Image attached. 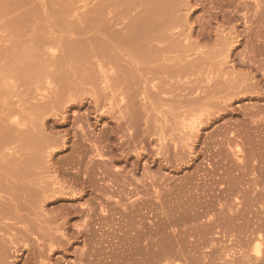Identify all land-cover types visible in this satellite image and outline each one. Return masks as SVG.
<instances>
[{"label":"rangeland","instance_id":"1","mask_svg":"<svg viewBox=\"0 0 264 264\" xmlns=\"http://www.w3.org/2000/svg\"><path fill=\"white\" fill-rule=\"evenodd\" d=\"M138 4L0 0V182L14 158L32 170L20 176H35L29 194L39 188L21 202L25 220L0 222L22 240L12 253L21 259L8 260L264 264V0H176L172 50L144 25L131 62L106 27L126 37L145 12ZM157 55L181 75L157 71L162 61L146 58ZM120 108L146 113L152 128L138 112L116 128Z\"/></svg>","mask_w":264,"mask_h":264},{"label":"bare ground","instance_id":"2","mask_svg":"<svg viewBox=\"0 0 264 264\" xmlns=\"http://www.w3.org/2000/svg\"><path fill=\"white\" fill-rule=\"evenodd\" d=\"M135 1H138L139 2V6H141V8L143 9V11H145V12H143V16L138 20V22H137V24L135 25L134 24V29H131V31L129 30V32H128V35L126 36V37H123L121 34H120V32H118L119 30H116L115 28H112V27H110V26H108L107 24V29H110L111 28V30H108V31H112V29H114V30H116V31H114L113 30V32H111L110 33V36H109V38H108V45L109 46H114V44H112V43H114V41H115V43L118 45V46H127L128 47V51H129V59L131 60V62H133V61H135V60H137L136 59V53H137V48H136V44L138 43V40L139 39H141V38H144L145 37V35H142V33H141V30L143 29V26L144 25H146V29H147V31L149 30V32L148 33H146V35L147 36H150V37H152L154 40H157L160 44H161V50H164V51H171L172 50V47H171V42H172V40L170 41V38L172 37L171 35H167L166 33H165V30H166V28L168 27V26H170L172 23L170 22L171 21V15H172V13H173V11H174V9H175V4H176V0H135ZM109 21V20H108ZM110 22H112L111 20H110ZM109 22V23H110ZM108 23V22H107ZM108 23V24H109ZM114 22H112L110 25L112 26H114V24H113ZM105 25V26H106ZM109 27V28H108ZM105 28V29H106ZM107 31V30H106ZM107 31V32H108ZM106 33V32H105ZM107 34H109V33H107ZM111 37V38H110ZM112 42V43H111ZM112 46V47H113ZM109 48V47H108ZM121 48V47H120ZM119 48V49H120ZM116 49H118V48H116ZM110 50L112 51L113 50V48L111 49L110 48ZM114 50H115V48H114ZM113 50V51H114ZM116 51V50H115ZM121 51V50H120ZM104 53H105V51H104ZM107 53V52H106ZM105 53V54H106ZM111 53V52H110ZM109 53V54H110ZM118 52H116V54H117ZM108 54V53H107ZM107 54H106V57H108L109 58V55L107 56ZM112 54V53H111ZM110 54V55H111ZM96 55V54H95ZM114 55V54H113ZM112 57V56H111ZM72 58V57H71ZM113 58V57H112ZM147 59H149L147 62H149V61H154L155 63H157V62H160V61H162L161 63H159L158 64V66H157V71H161V72H163V73H166L170 78H172V77H179L180 75H181V67L180 66H171V65H169V64H167L166 63V61H171L172 60V58L171 57H169V56H163V55H157V56H155L154 58H150V57H146ZM152 59H154V60H152ZM79 62V61H78ZM143 62H145V58L142 60V62L141 63H143ZM76 64V63H75ZM131 64V63H130ZM83 66V65H82ZM169 67L171 68V71H169L168 69H169ZM121 69V68H120ZM82 71V70H81ZM42 72V71H41ZM83 72V71H82ZM148 72H150V68H149V66H146V67H144L143 69H141V71H140V73H139V75L141 76V77H144L145 76V74L146 73H148ZM133 72H131V74H132ZM38 74V73H37ZM63 74V73H62ZM66 74V73H65ZM126 73H124V77L125 76H127V78H129V74H127V75H125ZM39 75V74H38ZM67 75V74H66ZM82 76V75H81ZM84 76H85V74H84ZM118 76H120V74H118ZM121 76H122V74H121ZM132 76V75H131ZM137 76V75H136ZM124 77H121V80H119L120 79V77H118V80L115 82V84H117V85H119V81H121V82H124V83H126V81H128L127 79H124ZM62 78V77H61ZM123 78V79H122ZM135 78H138V77H135ZM64 79V78H63ZM77 79H79V81H80V83H82V82H85L86 83V81H85V78H83V77H77ZM76 79V80H77ZM65 80V79H64ZM68 80V79H67ZM131 81V80H130ZM73 82H75V81H73ZM91 82V81H90ZM71 83V82H70ZM69 83V84H70ZM79 83V84H80ZM83 84V83H82ZM113 85V87L116 89V91L117 90H120V85H119V89L117 88V85ZM64 86V85H63ZM68 86V85H67ZM235 86L237 87V85H234V88H235ZM239 86V85H238ZM238 88V87H237ZM76 89V88H75ZM85 89V88H84ZM114 89V90H115ZM122 89V88H121ZM67 90H69V89H67ZM71 90H74V88L73 89H71ZM70 90V91H71ZM81 90V89H80ZM86 90V89H85ZM63 91V90H62ZM77 92H79L78 91V88H77V90H76ZM82 91V90H81ZM116 91H115V93H116ZM66 92V91H65ZM64 92V93H65ZM75 92V91H74ZM62 93V92H61ZM83 93H84V90H83ZM65 94H67V97H68V99H67V97L66 98H64V99H67V101H69V97H71V96H69L68 95V93H65ZM69 94H71V93H69ZM75 94V93H74ZM60 95V94H59ZM84 95V94H83ZM64 96V95H63ZM73 96H76L75 97V99H77V100H79L78 99V97H83V96H78L77 97V95L75 94V95H73ZM98 97V96H97ZM97 97H96V100H97V102L99 101L98 99H97ZM74 98V97H73ZM73 98L71 97L70 99H72V101H73ZM82 99V98H81ZM80 99V100H81ZM94 100H95V97L93 98ZM79 100V102H81L82 104L84 103L85 104V102H86V100H85V102L84 101H80ZM84 100V99H83ZM96 100H95V103H97L96 102ZM66 101V102H67ZM89 101V100H88ZM53 102H55V101H53ZM60 102V101H59ZM70 102V101H69ZM78 102V103H79ZM60 103H62V101L60 102ZM65 102H63V104H64ZM75 103H77V102H75ZM75 103H74V101H73V104L75 105ZM81 103H79V104H81ZM89 103V102H88ZM94 103V104H95ZM65 104H67V103H65ZM79 104H78V106H79ZM83 104V105H84ZM48 105V104H47ZM46 105V106H47ZM88 105V104H87ZM97 105H98V103H97ZM60 106V105H59ZM65 106V105H64ZM76 106H77V104H76ZM77 106V107H78ZM92 106V105H91ZM67 107V106H66ZM71 107V106H70ZM145 108V107H144ZM148 106L146 105V108H145V111H147L148 109ZM122 108H120V111L122 112V110H121ZM62 110V109H61ZM65 110V109H64ZM90 111V110H89ZM129 111V110H128ZM119 112V111H118ZM138 112V111H137ZM137 112H135V114H134V111H133V116H135L136 115V113ZM60 113H62V112H60ZM89 113V112H88ZM113 113H114V111L113 112H111V114L113 115ZM120 113V112H119ZM127 113V112H126ZM125 113V115H123V112H122V114L121 115H123V116H120V118H122V119H120L119 118V116H118V119L116 118V120H118L119 121V119H120V122H117L116 120V122H117V125H116V123H115V125H116V128L118 127V128H120L121 126H123V124H127L126 126H130L131 127V125H133V123H134V121H135V123H138V121H137V119H139L137 116L138 115H136V117H137V119L135 118L134 119V117L132 116V115H127ZM130 113V112H129ZM139 113V115H140V113L141 112H138ZM143 113V112H142ZM64 114H65V112H64ZM99 114V113H98ZM101 114H103V112H101ZM109 114V113H108ZM144 114V113H143ZM143 114H141V115H143ZM146 114V113H145ZM145 114H144V116H145ZM148 114V113H147ZM87 116L84 118L85 119V121H87V124L89 123V121H90V115L89 114H86ZM104 115V114H103ZM102 115V116H103ZM127 115V116H126ZM139 116L140 118H143L144 116ZM213 114H211L210 116H207L208 118H209V120H210V122H212L213 120H214V118H215V116L213 117L212 116ZM62 117H60V118H62L63 119V124H69L70 123V119H69V117L70 116H63V115H61ZM101 116V115H100ZM125 116V117H124ZM149 116V115H148ZM148 116H146V118H143V119H145L144 120V122L146 121V123H144L143 121V123L144 124H147L148 122L150 123V122H152V121H150L151 120V118H149L148 119ZM57 117H58V115H57ZM56 117V118H57ZM111 117H113V116H111ZM124 117V118H123ZM150 117V116H149ZM75 118V117H74ZM97 118V117H96ZM95 118V119H96ZM59 119V118H58ZM97 120V122L98 121H102V117L101 118H98V119H96ZM142 120V119H141ZM159 120V119H158ZM137 121V122H136ZM72 122V121H71ZM140 122V121H139ZM206 122V121H205ZM205 122H203V120H200V121H197L195 124L193 123L192 125H191V128L192 129H195V128H202V125L205 123ZM54 123H56V122H54ZM148 123V124H149ZM206 123H208V122H206ZM58 124H60V123H58L57 122V125ZM86 124V123H85ZM86 124V125H87ZM92 123H90V124H88V127H90V125H91ZM144 124L142 125L143 127H144ZM85 125V126H86ZM136 125V124H135ZM140 125V124H139ZM140 125V126H141ZM150 125V124H149ZM149 125L146 127V128H149ZM85 126L83 127V126H80L82 129H84L85 128ZM93 126V125H92ZM114 126V125H113ZM139 126V127H140ZM141 126V127H142ZM151 126V125H150ZM140 127V128H141ZM155 127L156 128H164V123L162 124V123H160L159 125H155ZM111 128V127H110ZM115 128V127H114ZM127 128H129V127H127ZM133 128V127H132ZM135 128H137V127H135ZM150 128H152V126L150 127ZM204 128V127H203ZM84 130H86V129H84ZM83 131V130H82ZM87 131V130H86ZM84 132L83 131V133H84V135L85 136H87V135H89L90 134V132H89V134L87 133V132ZM113 131V130H112ZM115 131V130H114ZM111 134V133H110ZM131 135H132V133H131ZM84 136V137H85ZM133 136V135H132ZM131 136V137H132ZM89 137L90 136H88V140L91 142V143H93V141H96V140H94L93 138H90L89 139ZM42 141V140H41ZM98 141V140H97ZM15 142H17V141H15ZM15 142H13V143H15ZM35 142V141H34ZM27 144H29V143H27ZM41 144H42V142H41ZM46 144V143H45ZM95 144V143H94ZM32 145V144H31ZM39 146V145H38ZM44 146H47V145H44ZM69 146V145H68ZM31 147V146H30ZM96 150H97V148L95 147V146H93ZM32 148V147H31ZM40 148H42V147H40ZM39 148V149H40ZM42 150V149H41ZM39 154V153H38ZM40 154H41V152H40ZM97 155H99L98 157H101L103 154L101 153V151H98V153H97ZM12 156H14V155H12ZM16 157V156H15ZM18 158V157H17ZM20 158V157H19ZM12 159V160H11ZM8 162L9 163H5L6 165H3L2 164V167L3 166H6L5 167V173H6V177L4 178V181L3 180H1L2 181V183L0 184V185H2V187L0 188V191L1 190H3L4 191V189L3 188H6L7 190H6V194H8V197H4V198H2V196L0 195V222L2 221V219H3V221H6V220H4V219H8V220H11L12 221V216L14 215V219L16 218V221L17 220H21V219H24L25 220V217H24V215H22V213H21V210H22V205H21V202H22V200H23V198H24V200L27 202V200H29V198L30 197H34L35 195H34V192L36 193V191L35 190H39V188L38 189H36L37 187H35V190H33V189H30L31 190V195L29 194L30 192H29V188H28V186H27V184L28 183H30V182H32V183H34L35 182V179L33 178V174H32V172L31 173H29V171L26 173V175L24 176L23 174H21V176H20V173H24L25 171L24 170H26V169H29L30 168V166H29V168H27L26 166H24L23 164L25 163H23L22 165H19L18 163V161H15V160H17V159H14V158H11ZM19 160V159H18ZM21 161V160H20ZM22 162V161H21ZM30 163V162H29ZM25 165H27V164H25ZM40 166V165H39ZM25 167L26 169H24L23 170V168ZM0 168H1V166H0ZM33 169V168H32ZM38 169V168H37ZM21 170V171H20ZM22 170H23V172H22ZM30 171H32L31 169H29ZM1 172V171H0ZM34 172V171H33ZM38 172H39V170H38ZM35 173V172H34ZM30 174V177H32L33 179H34V181H33V179L32 178H30V177H27V180H28V178H29V180H28V183L26 184V182H25V178H26V176L27 175H29ZM23 175V176H22ZM32 175V176H31ZM38 175V174H37ZM1 176V175H0ZM21 177H23V179L21 178ZM35 177V176H34ZM36 177H38V176H36ZM38 181H40L39 179H38ZM36 184V183H35ZM34 184V185H35ZM37 185V184H36ZM30 186V185H29ZM32 186V185H31ZM31 188V187H30ZM44 189V188H43ZM43 189H41V191L43 190ZM34 192H33V191ZM45 190H47V189H45ZM3 191H1L0 192V194H2L3 193ZM5 192V191H4ZM33 192V193H32ZM39 193V192H38ZM45 193V192H44ZM5 195V194H4ZM29 196V197H28ZM28 197V198H27ZM22 198V199H21ZM27 199V200H26ZM34 199V198H33ZM34 201H35V199H34ZM30 203V202H29ZM32 203H33V201H32ZM23 204V206H24V203H22ZM26 204V203H25ZM27 205V204H26ZM31 205V204H30ZM29 205V206H30ZM26 207V206H25ZM21 214H20V213ZM16 215V216H15ZM11 216V217H10ZM9 218H11V219H9ZM10 221V222H11ZM14 222H15V220H13ZM6 222H8V221H6ZM6 222H2L3 224H0V264H10V263H12V264H17V263H19V262H15V260L12 262L11 260H8V258H11V257H13L12 255H14V254H12L13 253V251H14V249H15V251H14V253L16 254V253H19V252H16L18 249L17 248H20L21 246H19V247H17L19 244H20V242L22 241L21 240V237L19 236V233L17 232V233H10L9 232V230H13V229H11L12 227L15 229V227L14 226H12L13 224H15V223H10V224H12L11 226L12 227H10V225L8 224V223H6ZM17 222H22V221H17ZM24 223V222H23ZM10 228V229H9ZM17 230V229H16ZM20 232V231H19ZM22 253V252H21ZM20 254V253H19ZM17 255V254H16ZM15 255V256H16ZM22 255V254H21ZM20 256V255H19ZM18 255H17V257H19ZM17 257L15 258V257H13L12 259H16V261H19L20 259H17ZM11 261V262H10Z\"/></svg>","mask_w":264,"mask_h":264}]
</instances>
